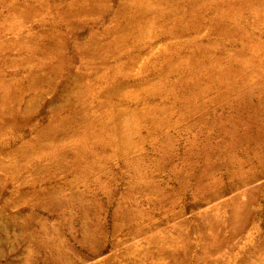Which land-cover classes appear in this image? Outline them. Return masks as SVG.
<instances>
[{
	"label": "rangeland",
	"instance_id": "obj_1",
	"mask_svg": "<svg viewBox=\"0 0 264 264\" xmlns=\"http://www.w3.org/2000/svg\"><path fill=\"white\" fill-rule=\"evenodd\" d=\"M0 264H264V0H0Z\"/></svg>",
	"mask_w": 264,
	"mask_h": 264
}]
</instances>
